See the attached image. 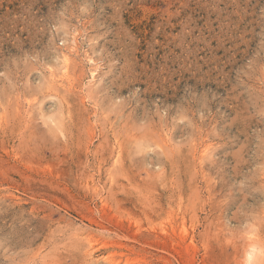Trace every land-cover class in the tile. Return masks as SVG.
<instances>
[{"label":"rangeland","instance_id":"rangeland-1","mask_svg":"<svg viewBox=\"0 0 264 264\" xmlns=\"http://www.w3.org/2000/svg\"><path fill=\"white\" fill-rule=\"evenodd\" d=\"M0 264H264V0H0Z\"/></svg>","mask_w":264,"mask_h":264},{"label":"bare ground","instance_id":"bare-ground-1","mask_svg":"<svg viewBox=\"0 0 264 264\" xmlns=\"http://www.w3.org/2000/svg\"><path fill=\"white\" fill-rule=\"evenodd\" d=\"M77 37V36H76ZM75 39V38H74ZM76 41V40H75ZM77 46V45H76ZM75 47V45L73 46V48ZM76 48V47H75ZM75 50V49H74ZM76 52V51H75ZM65 54V53H64ZM68 54V53H67ZM66 54V55H67ZM65 56V55H64ZM64 63V62H63ZM69 57L67 58V57H65V64H63L64 65V72H65V74H67V71H68V68H69ZM99 67V66H98ZM95 77V76H94ZM71 83V82H70ZM206 148V147H205ZM203 153V152H202ZM201 153V154H202ZM252 255V254H251Z\"/></svg>","mask_w":264,"mask_h":264}]
</instances>
